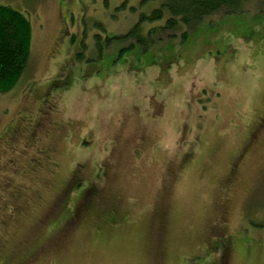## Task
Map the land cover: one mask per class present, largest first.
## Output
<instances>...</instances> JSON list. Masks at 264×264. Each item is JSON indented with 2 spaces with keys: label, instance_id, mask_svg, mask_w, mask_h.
I'll use <instances>...</instances> for the list:
<instances>
[{
  "label": "rangeland",
  "instance_id": "1",
  "mask_svg": "<svg viewBox=\"0 0 264 264\" xmlns=\"http://www.w3.org/2000/svg\"><path fill=\"white\" fill-rule=\"evenodd\" d=\"M123 1L0 0L32 27L0 94V134L22 135H0V264H264V131L231 173L264 111V0L113 64Z\"/></svg>",
  "mask_w": 264,
  "mask_h": 264
},
{
  "label": "trees",
  "instance_id": "2",
  "mask_svg": "<svg viewBox=\"0 0 264 264\" xmlns=\"http://www.w3.org/2000/svg\"><path fill=\"white\" fill-rule=\"evenodd\" d=\"M126 2L127 0H124L117 8L125 10ZM246 3L248 0H139L138 8L134 6L129 8L137 15L136 22L126 33L118 36V39L126 42V46L117 50V56L112 62L116 64L128 50L136 47L142 52L148 49H158L156 51L161 52L168 45L172 46L170 43L177 36L183 43L208 17L209 19L218 15L234 17L243 12ZM152 24L156 26L153 27ZM142 25L152 27L147 29L146 26L144 29ZM31 35L32 27L29 19L20 11L0 4V94L11 91L25 72L29 62ZM99 38L98 34L94 36L99 52L97 57L101 59V52L105 47ZM111 41L112 38L106 37V46ZM149 60L145 66L154 64V61ZM77 185L76 182L68 189V193H72ZM94 192V189L90 190L89 196ZM64 194H67V190ZM69 195L70 193L67 194V198ZM80 195L82 192L76 195V198L78 199ZM92 202L93 200L89 198L87 206ZM72 203L74 205V202Z\"/></svg>",
  "mask_w": 264,
  "mask_h": 264
},
{
  "label": "flooded vegetation",
  "instance_id": "3",
  "mask_svg": "<svg viewBox=\"0 0 264 264\" xmlns=\"http://www.w3.org/2000/svg\"><path fill=\"white\" fill-rule=\"evenodd\" d=\"M31 98H34V95L31 93L30 94ZM36 97V96H35ZM264 131V111L263 113H261V115L257 118V121L255 122V125L253 127V129L250 131V138L248 143L245 144V147H243L242 152L238 155V158L236 159V161L233 163V165L231 166V173H236V171L238 170V166L239 164L244 160L245 156L252 150V148L254 147V145L259 141L262 132ZM37 131L34 129H27V131H25L22 134H30L31 137H35L36 136ZM1 137L2 139L5 140L6 146L9 149H12L11 147H13L17 142L18 139L21 138V128L19 125H12V124H8L6 127H4L3 131L1 132ZM30 137V141H34L33 138ZM43 156L45 157V152L42 151L41 152V158H43ZM41 164V162H36L34 165L35 166H39ZM76 183V182H75ZM75 183L73 184V182L68 185L67 188H72L73 185H75ZM78 184V183H77ZM78 186V185H77ZM66 191V190H65ZM70 193V192H69ZM68 190H67V194ZM86 197V198H85ZM84 198H81L80 201H78V203H74V207H76L75 209H78L79 207L84 206L87 203L88 197L85 196ZM57 201H62V200H56V208H58V206L60 205V202ZM73 206V203H72ZM77 210H75L73 213H69V218H67L68 220H72V221H76L77 220V214L76 213ZM222 214H226L225 212V208L222 210ZM75 215V216H72ZM68 222V221H67Z\"/></svg>",
  "mask_w": 264,
  "mask_h": 264
}]
</instances>
